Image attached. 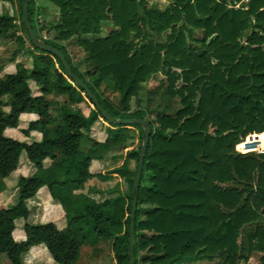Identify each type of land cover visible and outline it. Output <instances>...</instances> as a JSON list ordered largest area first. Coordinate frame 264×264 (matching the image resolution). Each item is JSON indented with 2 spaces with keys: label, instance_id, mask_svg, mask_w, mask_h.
Here are the masks:
<instances>
[{
  "label": "trees",
  "instance_id": "1",
  "mask_svg": "<svg viewBox=\"0 0 264 264\" xmlns=\"http://www.w3.org/2000/svg\"><path fill=\"white\" fill-rule=\"evenodd\" d=\"M28 1L39 38L53 28L50 5L58 8L61 25L54 29L63 41L78 40L89 56L93 82L73 65L65 46L44 43L65 54L72 72L115 120H146L144 111L131 112V102L158 74L167 77L168 93L181 99L183 109L175 117L160 118L157 127L149 123L152 135L135 219L136 264L141 253L148 254L144 264H199L217 257L224 264H241L245 253L264 254V153L259 152L264 148V0H165L170 4L165 11L149 8L146 0ZM18 3L21 28L29 36L24 3ZM109 23L117 30L87 38L101 36ZM18 30L16 17L0 14V39ZM18 41L21 48L12 62L28 50L21 37ZM29 43L31 68L19 63L0 81V193L22 154L37 171L20 178L18 202L0 210V264H5L3 255L8 264H24L30 249L40 245L57 264H77L85 227L97 239L112 242L117 264H130L131 217L119 213L121 199L97 203L74 194L93 178L97 150L127 142L130 131L111 124L106 142L91 141L84 152L82 143L101 114L79 110L84 90L69 81L58 57L35 48L30 37ZM7 96L12 102L6 115L1 105ZM28 113H35L37 121L19 130L21 116ZM33 132L42 134L40 142L19 140ZM141 142L130 154L137 162L143 137ZM48 159L53 165L45 169ZM44 187L65 213L45 225L29 224L27 201ZM142 206L152 208L144 221ZM20 219L26 221L24 242L13 237Z\"/></svg>",
  "mask_w": 264,
  "mask_h": 264
},
{
  "label": "rangeland",
  "instance_id": "2",
  "mask_svg": "<svg viewBox=\"0 0 264 264\" xmlns=\"http://www.w3.org/2000/svg\"><path fill=\"white\" fill-rule=\"evenodd\" d=\"M149 4V8H158L161 11H165L169 8V2L165 0H146ZM246 2V1H245ZM52 7V5H50ZM8 13L10 16L16 17L17 24L19 27L18 32L11 33L8 37L1 39L2 43L0 45V69L5 68L7 72H16V66L19 63L25 64L28 68H31L30 57L28 51L31 50L29 43V36L21 28V10L18 0L13 2H4L0 0V14ZM50 21L52 24V29L45 32H40L41 41H51L59 45L65 46L71 59L73 65L78 69L82 76L90 82H93L94 76L93 71L89 70L87 67V60L89 56L86 52L78 45V40L73 39L70 41H63L55 27L61 25V16L59 10L55 8L48 9ZM117 28L114 24H104L103 33L101 36H89L88 39L95 40L99 37H107L111 32L116 31ZM22 38L26 42V48L22 55L19 56L16 62H12L14 52L18 51L21 48V43L18 41V38ZM164 36L158 37V41H164ZM3 45V46H2ZM2 67V68H1ZM59 69V67H57ZM67 78V76H66ZM68 79V78H67ZM31 88L35 89V84L31 83ZM169 83L165 74H158L150 79V81L142 86V91L137 98H134L131 102V112L144 111L146 113V121L152 123L155 127L158 126V121L164 116L175 117L176 114L183 109L181 99L179 97H172L168 93ZM83 103L77 105L76 107L81 110L84 114H89L91 110H95L91 101L83 95ZM6 104H9L6 102ZM3 111L6 115L8 114L7 105H4ZM31 114L21 119H24L19 122V130L28 129L31 118ZM130 133L126 134L129 138L125 143L114 144L108 146L106 150H97L95 157V162L93 165L95 169L98 167L104 168L100 171L101 175H111L109 181H104L103 178H99L100 175L95 176V180L92 182H87V187L90 189L94 188L97 192L93 195L97 203H102L103 201L109 199H121L120 204L118 205L119 213L123 212L125 219L130 217L128 212L130 205V197L134 193V184L137 176V166L138 162L135 159L130 157V154L134 150H139L142 146L141 138L144 136L145 130L141 128H134L132 126H127ZM114 129L111 127V124L106 122L103 118H99L97 124L93 127L92 131L87 135L82 143V150L84 152H89L91 147V141L97 142L99 139L104 140L106 137L108 139V130ZM39 136L33 132L29 137L20 136V141L24 143H31L36 141ZM240 152L241 149L239 148ZM256 151L242 152V153H253ZM27 158L25 154H22L20 159V164L18 166L20 171H25V165L27 164ZM103 179V180H102ZM145 186L149 185V179L147 178L144 182ZM85 187V186H84ZM85 189V188H83ZM85 190V191H86ZM110 190L111 193H104V191ZM91 195L92 191L89 192ZM77 197L83 196L81 193L76 194ZM16 200V199H15ZM8 207V206H7ZM5 207V208H7ZM152 211V208L142 206L140 207V219L145 220L146 215ZM62 215V214H61ZM60 215V216H61ZM40 215L32 209L31 218L32 221L39 220ZM30 218V216H29ZM58 218V217H57ZM23 220V219H21ZM20 220V221H21ZM29 220V219H28ZM32 224V222H29ZM22 228V224L18 226ZM86 234L84 236V244L81 249V257L77 264H117L115 259V253L112 249V242L103 239H97L96 236L88 230V227L84 228ZM125 230L123 231V233ZM148 255L147 253H141L139 259L141 264L143 263L144 257ZM246 261H242L241 264H264V254L255 252L252 254H244ZM3 261H6V257L3 255ZM27 264H30L29 259H26ZM199 264H224V261L220 258H214L213 261H203Z\"/></svg>",
  "mask_w": 264,
  "mask_h": 264
},
{
  "label": "crops",
  "instance_id": "3",
  "mask_svg": "<svg viewBox=\"0 0 264 264\" xmlns=\"http://www.w3.org/2000/svg\"><path fill=\"white\" fill-rule=\"evenodd\" d=\"M49 8L50 9L55 8V6H52ZM1 43H2V40L0 39V45H1ZM13 73L14 72L5 71V68L0 69V81L4 80L8 75L13 74ZM31 83H30V86H31ZM6 102H8L9 104H6ZM11 102L12 101H11L9 96L4 97L2 99V105H1L2 109H3L4 105H7V108H8L7 112L9 113L10 109H11ZM27 115L28 114H24L21 117L25 118ZM30 116L32 118V119H29L30 123L37 121L38 116L35 113L31 114ZM22 120H24V119H21L20 121H22ZM35 133L39 136V138L36 141H33L31 143H27L28 145H31L35 142H40L42 140V134L38 133V132H35ZM106 140H107V137L104 140L99 139L97 142L103 144L106 142ZM95 161L96 160H93L91 168H90V173L92 174L93 178L89 182H92L93 180H95V176L101 175L100 171L104 169L100 166V167H98L99 169H95V171H94L95 166L93 165V163ZM27 162L28 163L25 165V171L22 172L18 168L13 174H11L8 178L3 180L4 191L2 193H0V210L4 209L7 206L14 205L18 202V182H19L20 178H28V177L33 176L36 173L37 169L28 161V159H27ZM52 165H53V161L50 159H48L44 162V168L45 169L50 168ZM110 176L111 175H105V177H110ZM104 181H109L108 183H110L111 180L107 179ZM86 186H87V184H85V187H84L85 189L77 190L74 192V194L76 195V194L81 193L83 196H86L88 198H94L93 195L99 191H96L94 188L89 189L88 187L86 190ZM90 191H92L91 195H89ZM99 193H101V192H99ZM104 193L109 194V193H111V191L107 190V191H104ZM27 207L30 210V218L27 222L28 223L32 222V225H45V224L51 223L57 217H59L61 214L65 213L62 205L58 201L53 200V198L51 197V194H50L47 187L42 188L38 192V194L36 195L35 198L27 201ZM32 209L37 213V215L41 216L40 217L41 219L32 221V218H31ZM20 220L16 221V230L13 233V237L17 242H24L26 240V234L24 232V225L26 224V221L25 220L20 221ZM19 224L20 225L22 224V228H18ZM29 224H31V223H29ZM2 258L4 259L3 256H2ZM27 258L29 259L30 264H57L53 260L52 256L48 252L47 247L45 245H40V246H36V247L31 248L30 251L24 257V264H27V261H26ZM3 259H2V261H3ZM3 262L5 264H8L7 260L3 261Z\"/></svg>",
  "mask_w": 264,
  "mask_h": 264
},
{
  "label": "water",
  "instance_id": "4",
  "mask_svg": "<svg viewBox=\"0 0 264 264\" xmlns=\"http://www.w3.org/2000/svg\"><path fill=\"white\" fill-rule=\"evenodd\" d=\"M23 5V21L24 25L28 31L29 37L31 39L32 44L35 48L46 51L53 56L58 57L61 62L63 63L65 70L68 74V76L71 78L69 80L74 85L81 87L84 90V94L86 97L91 101V103L94 106V109L98 111L102 118L107 121L108 123L119 126V125H126V126H133V125H140L144 130V136H143V147L140 153L139 162H138V171L137 176L134 184V197L132 202V211H131V226H130V250H131V260L130 264H136L135 257H134V240H135V219H136V213L138 208V192L139 187L141 183V177L144 170V162H145V153L148 147L149 139L152 135V128L150 124L146 120H125V121H119L115 120L101 105L99 99L96 97V95L89 89V87L77 76L75 75L71 67L66 59L65 54L53 47H48L41 39L38 37L34 29L32 28V25L30 23L29 19V1L28 0H22Z\"/></svg>",
  "mask_w": 264,
  "mask_h": 264
},
{
  "label": "built area",
  "instance_id": "5",
  "mask_svg": "<svg viewBox=\"0 0 264 264\" xmlns=\"http://www.w3.org/2000/svg\"><path fill=\"white\" fill-rule=\"evenodd\" d=\"M246 2H249V0H246ZM239 8V7H238ZM260 153H264V150L259 151Z\"/></svg>",
  "mask_w": 264,
  "mask_h": 264
},
{
  "label": "bare ground",
  "instance_id": "6",
  "mask_svg": "<svg viewBox=\"0 0 264 264\" xmlns=\"http://www.w3.org/2000/svg\"><path fill=\"white\" fill-rule=\"evenodd\" d=\"M261 150H264V148H261L260 151H261Z\"/></svg>",
  "mask_w": 264,
  "mask_h": 264
}]
</instances>
